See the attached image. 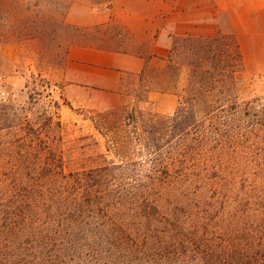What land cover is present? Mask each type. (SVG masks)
I'll return each mask as SVG.
<instances>
[{
	"label": "trees",
	"instance_id": "1",
	"mask_svg": "<svg viewBox=\"0 0 264 264\" xmlns=\"http://www.w3.org/2000/svg\"><path fill=\"white\" fill-rule=\"evenodd\" d=\"M193 49L213 70L194 65L175 115L90 168L67 169L52 121L15 126L0 101V153L19 162L0 171V264H264V99L240 105L234 40Z\"/></svg>",
	"mask_w": 264,
	"mask_h": 264
},
{
	"label": "rangeland",
	"instance_id": "2",
	"mask_svg": "<svg viewBox=\"0 0 264 264\" xmlns=\"http://www.w3.org/2000/svg\"><path fill=\"white\" fill-rule=\"evenodd\" d=\"M99 2L0 0V101L17 109L15 126L20 118L34 129L52 121L51 131L46 129L44 136L51 137L65 154L68 170L97 166L101 164V154L109 160L114 159L107 151L109 139L124 137L128 132L131 134L136 123L142 128L150 114L157 117L156 121L173 117L179 96L185 95L194 65L213 70L211 63L202 59L205 55L193 49L212 39L177 38L178 48L172 62H158V66L149 69L139 81L135 77L129 80L119 96L105 98L107 106L73 105L65 90L68 83L67 50L80 39L84 29L68 24L66 16L75 3L90 6ZM220 36L237 43L232 35L217 37ZM218 44L214 46L218 48ZM244 66L238 85L242 106L255 99H264V67L255 60H244ZM216 86L220 87V84ZM149 91L160 95L150 96ZM164 94L175 95V102L167 96L162 98ZM173 105L175 108L171 109ZM167 108L170 111L163 112L162 109ZM139 134H143L142 130ZM21 135L22 131L15 127V137ZM168 149H162V153ZM17 158L16 153H0V171L7 175L12 165H19Z\"/></svg>",
	"mask_w": 264,
	"mask_h": 264
},
{
	"label": "crops",
	"instance_id": "3",
	"mask_svg": "<svg viewBox=\"0 0 264 264\" xmlns=\"http://www.w3.org/2000/svg\"><path fill=\"white\" fill-rule=\"evenodd\" d=\"M66 22L84 29L67 50L65 90L77 107L107 106L105 98L165 62L177 38L232 35L244 60L264 67V0H100L73 4Z\"/></svg>",
	"mask_w": 264,
	"mask_h": 264
}]
</instances>
